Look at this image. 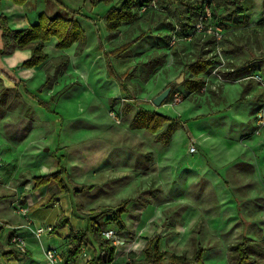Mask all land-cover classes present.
Returning a JSON list of instances; mask_svg holds the SVG:
<instances>
[{"label":"rangeland","instance_id":"1","mask_svg":"<svg viewBox=\"0 0 264 264\" xmlns=\"http://www.w3.org/2000/svg\"><path fill=\"white\" fill-rule=\"evenodd\" d=\"M88 2L91 1L88 0ZM116 2L117 0H113L109 3L100 2L92 5L95 7L92 11L98 16L103 15L102 19L93 17L97 29L101 26V21L105 25L104 14ZM83 4H85V0H80L78 10L89 15L85 10L87 8L91 9L90 3L85 4V6ZM143 26L145 30L148 27L145 24ZM256 26H259L261 30L259 34L261 42L260 52L264 53V19ZM251 28L252 26H249L245 30H250ZM150 29L151 26L148 30ZM98 30L100 31V29ZM240 30H244L243 27L238 28L237 32ZM87 34L89 40L92 41L93 36L89 32ZM161 34L165 36L163 33ZM118 35L121 34L119 33ZM134 36L135 34L132 35V37ZM132 37L128 38L131 39ZM117 38L114 40H109L108 38L109 42L105 38L104 42L101 43L102 50H97L96 43L93 47L89 48L86 55L82 56L80 63L82 64V61L86 62L80 69L71 66L68 58V63L62 71L64 75L69 76L71 73L72 76H59L58 81L62 87L58 93L65 92L69 86H73L63 96L59 97L56 93L53 94V91H51V95L46 96L45 93H40V87L32 92L33 94L30 98L34 103L31 110L32 116L28 118L29 114L27 113L26 118L18 120L15 133L20 135L21 139L17 140V142L23 140V133H25L27 126L31 124L42 125L44 121L55 122L57 126L56 133L58 134L56 136L57 145L55 148L59 151L63 150L64 157L60 156V159L64 165L65 176L67 178H70L78 186H88L84 182H76L72 179L76 176V168H86L88 170L89 167L100 166V169L97 170L98 173L95 171L91 176V179L97 182V184H91L93 187L77 192L73 187H70L67 192L63 193L68 194L65 196L63 204H67L70 207L74 206L75 208V204L85 203V206L97 208L99 206H115L122 200L127 199L126 197H131L126 205L128 213L127 215H122V220L125 222L124 228H120L115 223L105 224L104 218L98 220L101 229L107 227L106 225L115 226L118 235L124 240L122 245L116 246L115 256L118 258L117 260L120 259V262L116 263V260L115 264H133V260L143 256V250L155 235H160L161 248L167 253H174V251L178 252L183 249H197L198 244H202L201 247H205L202 253V262L204 264H229L228 245L239 242L243 233L254 243L250 254L257 258L261 264H264V155L260 156V152L253 149V146L264 144V127H262L259 134H256L260 139L255 142L251 140L250 143L246 139L248 137H240L239 144L234 146L235 148L232 147L231 151L228 150L237 157L226 162L225 168L215 169L222 176L226 184L224 189H222L221 183H219L221 188L216 184L217 180L206 182V178L191 179V176L185 180L190 183V186L176 188L172 192L163 191L153 180L149 182L147 176L141 178V182L135 192H131L133 190L134 180L132 179L135 177L134 175L131 178H125V182L123 181L124 178L110 181L108 175L112 172H108L107 175V165L104 163L107 160V157H105L106 153L96 150L104 146L99 139L109 136L107 124L123 127L127 123V119L131 117L129 120L131 121L133 115L138 110L155 109L160 113L178 118L180 122L184 123L183 127L187 130L185 122L186 125H191V119H189L190 112L189 107L187 110L183 109V107L190 105L194 107V102L208 104L211 107L212 104L210 102L217 100L220 90L218 88L217 91L210 90L205 93L192 94L191 97L185 99V90L182 88V82H176V79L182 73V70H179L181 65L175 64L172 67L160 66L156 68L151 73H148L147 80L143 81L142 75L145 73L143 63L146 61V57L143 55L146 53L139 51L141 45L139 46L136 43L128 49L119 50L112 56V63L118 72L131 68V72L136 76L133 79L136 86L134 90L131 89V92L134 98L139 99V103L135 104L123 92L120 95L115 94V97H112L113 103L111 102L112 104L110 105L108 103L107 107V91L105 90L107 69L102 52H107L128 39L125 37ZM144 52H147V50H144ZM260 52L259 50H254L256 55L261 54ZM80 54H77L75 49L73 55L77 57ZM248 58L249 54L242 51L236 56V61L240 62ZM252 64H254L255 71L258 70L259 73L264 75V56L256 58ZM50 72V75H54V80L58 74V70H55L53 73ZM74 73H78V75H73ZM72 78L74 79L70 80ZM173 82L175 83L174 91L178 90L182 95L181 102L174 106L169 104L155 106L152 104L151 99L165 87H171V83ZM35 83L36 81L34 80V83L30 85H34ZM50 83L52 84V80ZM231 83L236 84L232 87L233 89L241 87V91V84H249L250 88L248 92L251 94L256 93L257 96L261 95L257 99L256 111L264 103V93H261L259 84L255 80L249 79L248 81H238L237 83L233 80ZM228 86H225V90L229 88ZM108 100L110 101L111 99L109 98ZM171 100L172 95L165 103ZM40 101L47 104V107L42 106L39 103ZM20 108L25 109L26 105ZM219 108L222 110L224 107L220 106ZM112 110L116 111L120 119L119 122H116L111 117L110 112ZM39 112L44 113L41 118L39 117ZM226 112L229 114L228 110ZM211 114H214V112ZM255 120L256 117H254V123ZM207 128L209 130H219L223 133L227 132L224 125L218 124L217 119H213ZM132 137L135 138L134 135L128 132L127 142L129 144L134 139ZM0 141L1 143L4 141L1 134ZM1 143L0 149L2 150ZM61 143L65 144L66 148L61 147L63 146ZM191 143H189V146ZM151 145L149 141L146 147L151 148ZM192 145L196 147L195 144L192 143ZM87 148H90L91 152L78 155V152H85ZM261 149H264V146ZM95 151L99 152L96 153ZM185 157L189 159V157ZM80 159L83 160L81 161ZM8 161V159L4 158L3 163H7ZM123 162L127 163L128 161L124 158ZM163 171L166 172V170ZM212 178H215V176ZM80 198L82 199V203L79 200ZM132 202L133 204H131ZM141 219L143 222L142 227L135 228L133 225ZM43 223L48 222L44 221ZM85 228L86 226L83 229ZM176 234L178 235L177 240L170 243V240ZM173 244L176 247L171 248L170 245L172 246ZM183 253L190 257L195 252L188 253L184 251ZM90 254L91 251L89 250L87 255L90 257ZM79 261L85 263L81 257Z\"/></svg>","mask_w":264,"mask_h":264},{"label":"crops","instance_id":"2","mask_svg":"<svg viewBox=\"0 0 264 264\" xmlns=\"http://www.w3.org/2000/svg\"><path fill=\"white\" fill-rule=\"evenodd\" d=\"M79 3L80 0H26L23 4H17L12 0H0V15L6 17L7 23L12 29H25L36 24L41 13L51 17L55 15L66 17L68 15L65 8L71 11H77L79 9ZM87 3H90L91 9L87 8L85 11L89 15L83 13L76 15V19L84 29L87 38L85 48L77 57L73 55L76 44H73L68 49L61 50L55 47V38H51L45 43L44 50L48 54V58L42 64L32 68L21 67L20 64L29 58L30 51L28 49L16 48L10 53H2L3 40L0 29V112H3V115L0 116V134L4 140L2 143L0 141L3 147L2 150L0 149V220L7 224V226L0 228V264H45L43 261V253L46 248L57 249L60 255L58 264H64L66 257V237L69 235L71 229H83L88 224L85 213L93 209V207L85 206V203L75 204V208L74 206L70 207L67 204H63V200L68 194H60L57 196V201L53 205H40L47 197V194L49 195L56 190V186L54 183H49L35 187L34 177L55 171L58 167L59 160H61L60 158L64 157L63 150L59 151L55 148L57 145L56 136H58L55 122L44 121L42 125L31 124L27 126L21 142H17L21 137L15 133L18 120L26 118L27 113L29 114L28 118L32 116L31 110L34 106V103L30 100L33 94L32 92L40 87L41 94L45 93L48 96L53 91V94L56 93V95L61 97L73 86H69L65 92L58 93L62 87L58 81L59 76H72L70 72L69 76L64 75L62 70H58V74L52 80L51 85L46 84L47 74H49L51 69H53V72L55 71L54 67L50 68V64L54 59L57 60L63 54L67 55L70 65L80 69L86 62L82 61V64L80 63L82 56L86 55L89 48L93 47L96 43L98 50V42L103 43L105 38L109 42L108 32L103 22H100L101 26L98 27L100 29L99 31L93 19V17L102 19L103 15L98 16L92 11V9H95L92 6L94 4L85 0V4ZM262 4H264V0H243L244 13L248 16L247 22L250 26H255L256 22L264 19V5ZM87 32L93 36L92 41L89 40ZM157 41L160 42L161 40L154 35L142 38L140 42H137V45H141L139 51L150 48ZM73 75H78V73H74ZM34 80L36 83L30 85L34 83ZM106 81L105 90L107 91L108 107V103L109 105L113 103L112 97H115V94H122L123 91L120 89L117 81L108 77V75ZM226 85H229V88L225 90ZM235 85V83L224 84L220 88L217 100L210 102L212 104L211 107L201 102H194V107L190 104V106L183 107L185 110L189 107L191 125H186L185 122L189 133L183 127L184 123L174 117L182 125L175 129L167 144H162L155 138V134L148 133L143 128L129 127L128 124L131 117L127 119V123L123 127L107 124V133H109V136L99 139L104 146L96 150H99L101 153H106L105 157H107V160L104 163L107 165V175L108 172H112L108 175L110 181L117 178H124L123 181L125 182V178H131L134 175L135 177L132 179L134 180L133 190L131 192H135L141 182V178L147 176L149 182L153 180L163 191L167 190L172 192L176 188L190 186V183L185 180L191 176V179L206 178V182L217 180L216 184L219 185L221 183L222 189H224L226 184L222 176L215 169L225 168L226 162L237 157L228 150L231 151L232 147L237 146L239 144V138L249 135L255 127L254 113L258 99L256 93L251 94L250 92L245 95V99H239L241 87L233 89L232 87ZM129 89H131V86ZM260 91L264 93L261 87ZM109 98L111 99L110 101L108 100ZM24 105H26V108L21 109L20 107ZM220 106H223L225 109L220 110ZM227 110L229 114H227ZM213 112L214 114H211ZM43 115V112H39L40 118ZM213 119H217L218 124L224 125L227 132L223 133L215 129L209 130L207 128L208 124ZM128 132L135 136V138L132 137L134 139L131 140L130 144L127 142ZM247 137L246 139L250 143L251 140L255 142L260 139L259 136L253 134ZM149 141L152 144L151 148L146 147ZM191 142L196 145L195 153L188 151V146ZM61 145H63L61 147L66 148L65 144L61 143ZM262 146L264 144L253 146L254 151L260 152V156L264 155V149H261ZM99 151L95 152L97 153ZM87 152H91L90 148H87L85 152H78V155ZM185 156L189 157V159ZM4 158L9 161L3 163ZM124 158L128 161L127 163L123 162ZM80 160L82 161L83 159ZM133 162L135 163L133 164ZM61 165L64 167L63 163ZM99 169L100 166L89 167L88 170L86 168H76L77 177L74 176L72 179L76 182L96 185L97 182L93 181L91 176L95 171L98 173L97 170ZM163 170H166V172ZM213 176L215 178H212ZM219 187L221 188L220 185ZM79 200L82 203V199L80 198ZM16 207L27 208L26 215L16 212ZM127 213L128 207L127 211L123 214L127 215ZM25 216L30 217L34 223L47 221L52 226V230L48 234L35 238L23 227L27 222ZM61 216L67 217L68 222L55 227L58 218ZM142 225L143 222L141 219L136 221L133 226L139 228ZM15 232H19L25 236L27 243L25 252H20L16 245L10 241V236ZM177 237L178 235L176 234L170 240V243L176 241ZM170 247L176 246L173 244ZM161 250L163 249L161 248ZM195 250L194 248L183 249L178 252L174 251V253L181 254L184 251L192 253ZM86 252L89 253V249ZM40 256H42L41 259ZM80 257L83 261H86L89 255L83 257L80 254ZM79 264L85 263L79 261Z\"/></svg>","mask_w":264,"mask_h":264},{"label":"trees","instance_id":"3","mask_svg":"<svg viewBox=\"0 0 264 264\" xmlns=\"http://www.w3.org/2000/svg\"><path fill=\"white\" fill-rule=\"evenodd\" d=\"M12 1L17 4H23L26 0ZM90 1L95 5L100 2L109 3L113 0ZM151 1L117 0L116 4L112 5L104 14L105 28L108 32L109 40L118 39L117 37L128 38L135 34L131 39L128 38L127 41L122 42L119 46L103 53L108 77L115 79L126 97L132 99L135 104L139 103V99L134 98L131 89H135L136 83L132 79L136 76L131 72V68L118 72L112 63V56L121 49L130 48L145 36L151 35L152 30H155L156 36L160 38L162 44H154L146 49L147 52L142 51V53H146L143 55L146 57V61L143 63L145 73L142 75V80H147L148 73H151L160 66H165L169 51L167 40L170 38V33L168 31L178 26L179 31L177 35L179 37L192 33L194 23L198 16L203 13L205 4L210 9L211 23L223 26L225 30L220 44L227 58L226 63L229 71L219 70V73L229 80H234L237 76L252 74L258 71L254 70L252 62L256 58L264 56V53L260 52L261 42L259 34L261 30L259 26H256L262 20H259L255 24V27L251 25L252 28L250 30H245L250 25L247 26L248 16L244 13L243 0H154L158 7L157 11L152 6H149ZM57 3L61 5L58 1ZM143 5H145V9L142 11ZM65 10L68 15L66 17L60 15L51 17L41 13L37 23L25 29H12L9 27L6 17L0 15V29L3 40L2 53H10L16 48L28 49L30 56L20 66L37 67L48 58V54L44 50L45 43L51 38H55L56 48L65 50L76 44V53L80 54L87 44L85 31L76 19V15L82 14V12L79 10L71 11L66 8ZM171 16H173V21ZM241 23L247 24L246 26H240ZM144 24L148 25L146 30L144 29ZM150 26L151 31L148 30ZM240 27H243L244 30L237 32V29ZM231 28H236V30L229 31ZM165 29H168L167 32ZM119 33L121 35H118ZM161 33L165 36H162ZM214 41L215 38L212 35L193 33L190 42H177L170 47L173 61L167 67H172L173 64L181 65V69L179 68V70H182V74L184 75L181 85L185 90V99L191 97L192 94L200 93V89L204 84V76L215 66L217 60L213 55H209L213 50ZM98 50H102L100 41L98 42ZM254 50H259L261 54L256 55ZM242 51L247 52L249 58L238 62L235 56ZM67 63L68 56L63 54L57 60L54 59L51 62L50 68L54 67L55 70H64ZM53 78L54 75L47 74L46 84H51L50 82ZM171 84V92L164 100V103L171 97L174 91L175 83ZM128 85L131 86V89L128 88ZM241 86L242 91L239 99L243 100L249 91L250 85L241 84ZM259 96L261 95H258L257 98ZM39 103L47 107V104L43 101ZM2 115L3 112H0V116ZM128 125L131 128H143L148 133L155 134V138L162 144H167L171 139L172 133L182 124L175 118L156 110L140 109L133 115ZM251 134L252 132L249 135ZM34 181L35 187L49 183H54L56 186V190L40 203L42 206L53 205L57 201V196L67 192L71 185L76 192L93 187L92 185L78 186L74 184L70 178L65 176V168L61 165V160H59L55 171L46 175L35 176ZM128 202L129 198L122 200L118 205L99 206L85 213L88 221L86 228L71 229L69 235L66 237L64 264H79L81 247H85L91 251V256L86 259L85 264H115V262H112L115 246L108 243L101 236L103 229H101L98 220L104 218L105 224L115 223L120 228H124L125 224L122 220V214L127 211L126 205ZM67 222L68 218L61 216L58 218L55 227ZM160 239V235H155L151 238L149 244L143 250V256L133 260V264H204L202 262L204 248L200 244H198L195 253L188 257L184 253H167L161 250ZM253 247L254 243L252 240L243 233L239 242L228 245L229 264H261L257 258L250 254V250ZM118 262H120V259L116 261V263Z\"/></svg>","mask_w":264,"mask_h":264},{"label":"built area","instance_id":"4","mask_svg":"<svg viewBox=\"0 0 264 264\" xmlns=\"http://www.w3.org/2000/svg\"><path fill=\"white\" fill-rule=\"evenodd\" d=\"M149 6H152L155 8L157 11L158 7L154 0H152L149 4ZM145 9V5L142 6L141 10L143 11ZM171 19L173 21V16H171ZM247 23H241L240 26H246ZM250 24L248 23L247 26ZM239 27V26H237ZM168 29H165L167 32ZM236 28H231L229 31H234ZM179 31L178 26H175L174 29L171 31H168L170 33V38H168V55L166 58L165 66H170L173 61V56L170 53V47L177 42H190L192 40L193 33H201V34H209L214 36L215 41L213 42V50L210 52L209 55H213L215 57L216 64L215 66L210 70L209 73H207L204 76V84L202 88L200 89V93H205L209 92L210 90H218V88L222 87L226 83H231L233 80H229L226 77H223L220 73L219 70L222 71H228L227 68V58L223 53L220 40L223 38L225 34V30L223 29V26L220 25H215L211 23V13L209 6L207 4L204 5L203 7V13H201L197 20L194 23V28L193 32L187 35H183L182 37H179L177 35V32ZM151 35L156 36V31L152 30ZM144 38H147L145 36ZM157 44H162V42H156L155 45ZM192 51V49H190ZM181 69V68H180ZM249 79L255 80L259 86L264 90V75L261 73L254 72L252 74H245L242 76H237L234 81L237 83L238 81H248ZM182 95L181 93L176 90L172 94V100L168 103L171 106H174L181 102ZM262 103V102H261ZM111 117L116 121L119 122L120 119L115 111L110 112ZM256 120H255V127L252 130V134H259L262 127H264V103L258 107V110L256 111L255 114ZM247 137V136H245ZM188 151L190 153H194L196 151L195 146L190 144L188 147ZM0 160H1V155H0ZM16 212H20L23 215H26L27 208L25 207H16L15 208ZM27 222L23 225V227L30 232L32 236L35 238H39L40 236L44 234H48L52 230V226L48 223H34V221L28 217L25 216ZM7 226L6 223H4L2 220H0V228ZM101 236L110 244H113L115 246L122 245L124 243V240L118 235L117 230L115 226L113 225H107L102 231H101ZM10 241L16 245L17 249L20 252H25L26 251V239L25 236L21 235L19 232H15L10 236ZM85 247L80 248V254L81 256L85 257L87 255ZM118 258L115 256V251H114V258L112 262H115ZM43 261L45 264H58L60 261V255L57 249L55 248H46L43 253Z\"/></svg>","mask_w":264,"mask_h":264},{"label":"water","instance_id":"5","mask_svg":"<svg viewBox=\"0 0 264 264\" xmlns=\"http://www.w3.org/2000/svg\"><path fill=\"white\" fill-rule=\"evenodd\" d=\"M50 73H53V69L50 70ZM183 74L181 73L180 76L176 79L177 83L182 82L183 80ZM128 88H130V86L128 85ZM170 86L165 87L164 89H162L159 93H157L152 99L151 102L155 105V106H160L164 103V100L168 97L169 93H170ZM1 167V164H0Z\"/></svg>","mask_w":264,"mask_h":264}]
</instances>
